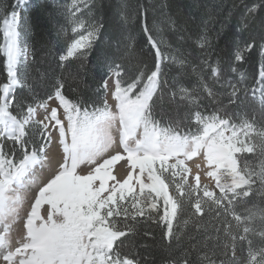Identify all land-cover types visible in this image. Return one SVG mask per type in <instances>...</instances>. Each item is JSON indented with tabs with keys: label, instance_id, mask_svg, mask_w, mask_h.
<instances>
[{
	"label": "snow or ice",
	"instance_id": "1",
	"mask_svg": "<svg viewBox=\"0 0 264 264\" xmlns=\"http://www.w3.org/2000/svg\"><path fill=\"white\" fill-rule=\"evenodd\" d=\"M28 2L16 0L0 15L6 74L0 82V264H148L139 251H121L126 244L136 246L138 225L162 226L161 239L171 249L183 243L174 223L188 213L198 235L169 264H264V111L259 128L252 118L233 123L234 109L246 96L230 81L223 91L217 88L219 61L205 60L210 79L174 90L167 101L171 112L165 111V56L145 20L155 59L151 68L129 67L117 40V52L103 56L98 100H70L62 78L49 81L52 90L38 99L36 85L48 73L41 72L23 27ZM94 7L91 0H69L63 8L74 37L60 51L58 67L92 53L104 23L81 17ZM257 22L258 37L251 33ZM236 32L231 59L243 63L255 52L264 57V0L244 4ZM209 44L207 36L197 40L201 48ZM174 59L185 67L184 58ZM257 83L264 105V66ZM208 104L213 111L205 115ZM185 120L195 131L179 130ZM53 143L62 155L50 177L29 193L26 180L35 183L34 170L49 159ZM257 150L258 170L247 163L241 167L239 154ZM193 157L202 158L214 187L201 183L199 170L193 176L187 163ZM210 213L215 222L202 229ZM142 236L153 233L145 230Z\"/></svg>",
	"mask_w": 264,
	"mask_h": 264
},
{
	"label": "trees",
	"instance_id": "2",
	"mask_svg": "<svg viewBox=\"0 0 264 264\" xmlns=\"http://www.w3.org/2000/svg\"><path fill=\"white\" fill-rule=\"evenodd\" d=\"M15 2L16 0H0V15L4 8H10ZM68 2L69 0H29L24 13L28 43L36 53V59L40 61L41 72L48 73V77L36 85L38 99H46L45 93L52 90L49 81L62 78L64 94L70 100H98L99 82L106 71L103 56L106 51L117 52V40L120 41L118 54L129 67L151 68L155 59L143 30L146 20L165 56L161 64L165 111L171 112L167 101L174 90L182 86H195L199 78L210 79L205 60L213 64L219 61L223 73L219 77L217 88L223 91L230 81L239 85L242 98L246 96L245 103L234 109L236 116L232 117L233 123L252 118L257 121V128L260 127L264 105L260 103L259 90L262 85L257 81L259 70L264 66V57L255 52L248 55L243 63L231 59L235 48L234 41L238 37L236 28L242 20L244 4L250 0H91L95 7L81 19L86 22L102 20V34L87 58L70 60L61 68L57 66L59 53L74 37L71 24L62 14ZM259 32L260 26L257 22L251 33L258 37ZM201 36H207L210 41V44L203 48L197 45ZM2 44L3 38L0 34V45ZM174 58H184L185 67L181 68ZM5 75L3 53H0V82L5 80ZM253 89L256 90L255 97L252 96ZM180 108H183V105H180ZM202 111L205 115L212 113L213 105L208 104ZM181 115L186 116L187 113L182 112ZM168 123V117L164 116L162 126L167 127ZM187 124L188 121L185 120L181 125L179 130L182 133L195 131L194 128L184 126ZM239 159L241 167L247 163L250 168L258 170L262 157L257 150L254 153L239 154ZM257 186L253 185L254 191ZM254 199L259 202V195ZM190 215L191 213L182 214L174 223V231L183 238L181 245H174L169 249L161 239L162 226L142 222L138 225L141 235L136 237V246L126 244L121 251L133 254L139 251L141 258L147 257L148 264H169L172 257L180 255L189 238L198 235L189 219ZM214 222L215 218L210 213L201 221V228L210 227ZM145 230L151 231L153 237L144 238L142 233ZM141 244H147V249L140 247Z\"/></svg>",
	"mask_w": 264,
	"mask_h": 264
},
{
	"label": "rangeland",
	"instance_id": "3",
	"mask_svg": "<svg viewBox=\"0 0 264 264\" xmlns=\"http://www.w3.org/2000/svg\"><path fill=\"white\" fill-rule=\"evenodd\" d=\"M24 21H26L25 15H24ZM23 27L28 32L27 21H26V23L23 24ZM47 155H48L49 159L44 161L42 164L37 165L35 170H34L32 179L35 180V183H32L30 180H26V183L29 185V193L32 189L35 188L36 183H39V182L45 180L46 178L50 177V174H51V172L55 166V161L58 160L60 158V156L62 155V148L58 147L57 143H53V144L49 145ZM121 163H123V162H121ZM187 163H188L189 167L192 168L193 176L195 175L196 171L199 170L201 172V183L207 184L210 187H214V184H215L214 180L208 178L204 174L207 171V166H206V164L203 163L201 157H193V159L191 161H188ZM196 164H200L199 169L196 168ZM117 167H119V165H117ZM27 206H28L27 204L24 205L25 208ZM21 215H23V212L21 213ZM19 232H20V226L17 225L13 229V236L18 238Z\"/></svg>",
	"mask_w": 264,
	"mask_h": 264
}]
</instances>
